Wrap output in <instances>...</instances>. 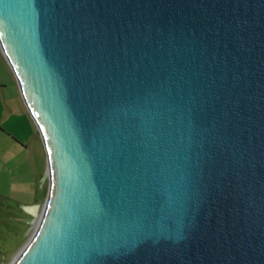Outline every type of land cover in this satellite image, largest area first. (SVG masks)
<instances>
[{
	"label": "water",
	"instance_id": "1",
	"mask_svg": "<svg viewBox=\"0 0 264 264\" xmlns=\"http://www.w3.org/2000/svg\"><path fill=\"white\" fill-rule=\"evenodd\" d=\"M40 132L12 264H264V0H0Z\"/></svg>",
	"mask_w": 264,
	"mask_h": 264
},
{
	"label": "rangeland",
	"instance_id": "2",
	"mask_svg": "<svg viewBox=\"0 0 264 264\" xmlns=\"http://www.w3.org/2000/svg\"><path fill=\"white\" fill-rule=\"evenodd\" d=\"M17 123H10L7 129L21 135L22 129L19 132ZM30 126V130L25 128L22 133L25 149L20 148L10 136L0 133V161L6 170L0 179V195L12 199L9 204L0 197V208L3 209L0 210V264H12L35 230L34 224L28 222L31 216L20 209L18 203L43 204L48 192V183L43 181L46 151L40 132L35 125ZM11 205L16 207L8 209ZM5 214L13 216V219L8 220Z\"/></svg>",
	"mask_w": 264,
	"mask_h": 264
},
{
	"label": "crops",
	"instance_id": "3",
	"mask_svg": "<svg viewBox=\"0 0 264 264\" xmlns=\"http://www.w3.org/2000/svg\"><path fill=\"white\" fill-rule=\"evenodd\" d=\"M9 65L0 47V133L6 134L8 137L10 136L20 148L25 149L26 142L22 138L23 130L25 128L30 130V125L33 124L36 126V124L21 97V92L16 81L17 79ZM15 121L18 122L19 132H21L22 129L21 135L15 134L12 129H7L9 124L15 123ZM3 165L4 164L0 161V179L3 172L6 171ZM10 201H12V199H10ZM18 204L21 209L23 204Z\"/></svg>",
	"mask_w": 264,
	"mask_h": 264
},
{
	"label": "trees",
	"instance_id": "4",
	"mask_svg": "<svg viewBox=\"0 0 264 264\" xmlns=\"http://www.w3.org/2000/svg\"><path fill=\"white\" fill-rule=\"evenodd\" d=\"M0 197L3 198V200L8 201L9 204H11L9 198L3 197V196H0ZM11 207H16V206L11 205V206H9L8 209H10ZM18 207H20V206H18ZM8 209H7L6 211H8ZM0 210H3V209L0 208ZM6 217H8V218H7L8 220H9V219H10V220L13 219V216H11V215L8 216L7 214H5V218H6ZM1 250H2V247H0V255H1Z\"/></svg>",
	"mask_w": 264,
	"mask_h": 264
},
{
	"label": "bare ground",
	"instance_id": "5",
	"mask_svg": "<svg viewBox=\"0 0 264 264\" xmlns=\"http://www.w3.org/2000/svg\"><path fill=\"white\" fill-rule=\"evenodd\" d=\"M35 226V225H34Z\"/></svg>",
	"mask_w": 264,
	"mask_h": 264
}]
</instances>
